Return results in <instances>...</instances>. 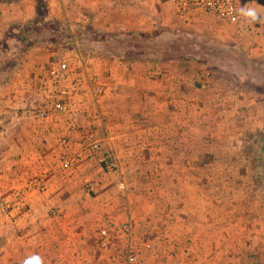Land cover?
<instances>
[{
  "label": "crops",
  "instance_id": "obj_1",
  "mask_svg": "<svg viewBox=\"0 0 264 264\" xmlns=\"http://www.w3.org/2000/svg\"><path fill=\"white\" fill-rule=\"evenodd\" d=\"M238 1L231 35L251 69L220 81L201 70L202 84L172 0H0V264H111L99 242L111 228L121 241L125 226L144 264H264V205L249 202L241 154L264 130V0ZM197 14L208 13L185 15ZM57 57L73 67L68 111H53L45 81ZM209 115L211 130L192 139ZM161 162L157 179L147 168Z\"/></svg>",
  "mask_w": 264,
  "mask_h": 264
},
{
  "label": "rangeland",
  "instance_id": "obj_2",
  "mask_svg": "<svg viewBox=\"0 0 264 264\" xmlns=\"http://www.w3.org/2000/svg\"><path fill=\"white\" fill-rule=\"evenodd\" d=\"M208 15L209 14L207 15L197 14L195 15V17L193 15H183L182 16L183 18H186L184 23L187 26L186 48H187L188 60H189L188 74H189L190 79L192 80L193 79L195 80L198 77L197 79H199L202 84H203V81L199 78V76L201 75V70L203 71V76L205 78L210 76L206 74V71L208 70V71H211L215 79L220 81L227 76L230 70L234 72L235 69L240 70V71H244V70L246 71V70L251 69L249 66H247V63L244 58V53L246 52L242 49V47H239V45L236 44L235 46V44H233V36L231 34L232 32H234L233 29L235 28V25L228 24L222 20H219L216 17H213L211 15L208 16ZM193 59H195L197 63H195V61H190ZM190 63L193 64L192 67L190 66ZM207 84L208 83L205 82L206 86H203L202 89H197V91L198 92L200 91L204 97H208L210 99L212 97V94H214L216 91L213 90L212 88H209ZM240 90H243V88H240L237 91H240ZM206 105L208 107H212V103L211 105L209 103L203 104V107L207 108ZM213 117L214 116L211 117V115L205 117L204 121L206 123L204 125V128H202V131L200 132L199 131L195 132L193 130V132L191 133L193 136L192 139H195L196 136L205 134L207 132V129H209L208 131L211 130L210 125L212 124V122H208V121L210 120L213 121ZM257 120L258 119H254V121L252 122L253 126L260 124V120H259V123L256 124ZM200 123L202 124V122ZM209 135L210 134L207 133V136ZM251 138H252V141L245 146L244 151L243 149L241 150V154H243L244 152L245 156H248L250 160V164H249V170L251 171L250 172V176H251L250 187L252 191L250 195L251 200H249V202L252 205L260 204V207H261L264 205V173H263L264 171L262 172V163H263L262 158H264L263 156L264 154H263V148H262L263 145H261L259 141H261L262 144H264V130L263 129L261 130L260 128L258 130H253ZM207 144L209 143H205V145ZM211 147H212L211 145H209V147H204L203 154L205 153L206 155H210L211 153H214V148H211ZM162 154L165 155V153H161V155ZM187 155L190 158L192 157L191 164L188 165V171L191 172V176H194L195 164L193 161L194 160L193 155H195V147L189 146ZM166 165L167 164L161 162V163L154 164L153 167L148 165L147 169L148 171H150L154 168V172L157 174V179H159L158 178L159 176H162L163 173L167 172L166 167H165ZM213 165L214 164L210 163V164H206L205 166H207L208 167L207 170L210 171L213 168ZM236 165H237L236 162L230 163V164L219 162V166L221 170H224V171H226L227 168H229L230 170H233V168ZM110 166L112 167L113 170L116 169V166H113V164H110ZM180 166L181 165L172 164L171 168L175 170L177 173H179L180 171L179 169H181ZM238 170L239 168L236 167V171ZM35 177H33V179ZM141 184H143V186H146L147 184L154 185V182L153 180L150 179L147 182L142 181ZM161 185H162V182H161ZM163 186H165L164 183H163ZM5 212L7 211L0 210V216H2ZM262 217L264 218L263 215H261V218ZM122 227L120 229H122ZM110 231L112 233V236L110 234L109 236L112 237V241L114 240L117 243H113L112 241H110L111 238L108 237L109 238L108 247L103 246L101 241L99 242V245L101 249L105 248L107 252H109L108 254H110L113 250H115L113 251L114 256L108 257L113 254L112 252L110 255H107V258L109 260L108 262H110L111 264H116V262H118V259L122 257L123 252L125 250L126 241L124 238H126V236H123L125 235V231L123 230H122L123 232L122 231L117 232L121 238V241H119L118 237H117L118 239L114 238V233L117 231V228L113 230L111 228ZM130 231L132 232V228ZM131 232H130V235L132 234ZM144 246L145 247L142 251L145 250L146 252H143L142 254L146 256L148 255L150 250L146 244ZM133 247H135V244H133ZM136 247H137V251H140L142 249V246L138 247L137 245ZM191 253H194V252L192 251L189 252L190 256H191ZM192 258L193 256L187 257L185 255L184 256L181 255L176 258H173V260L171 261L169 260V262L170 264H195L194 259ZM167 260L168 259H164L163 264H168Z\"/></svg>",
  "mask_w": 264,
  "mask_h": 264
},
{
  "label": "built area",
  "instance_id": "obj_3",
  "mask_svg": "<svg viewBox=\"0 0 264 264\" xmlns=\"http://www.w3.org/2000/svg\"><path fill=\"white\" fill-rule=\"evenodd\" d=\"M175 8V12L178 15L189 14L193 11H202L208 14H212L219 20H222L231 25L240 26L244 22V16L238 0H172ZM68 60H62L59 57L50 61L46 70L45 81L48 82L53 90L54 105L53 111H68L70 108L69 99L71 95V89L68 85V76L71 73L73 67ZM96 94L104 92V87L98 85L94 89ZM48 112H41V116L47 115ZM40 189L47 187V182L44 176H36L33 180ZM2 210H4L2 208ZM123 230L126 232V247L122 257L118 260L117 264H144L143 259L137 251L136 247H133V243L130 239V229L125 226ZM103 246L108 247L109 238L108 235L101 239Z\"/></svg>",
  "mask_w": 264,
  "mask_h": 264
},
{
  "label": "flooded vegetation",
  "instance_id": "obj_4",
  "mask_svg": "<svg viewBox=\"0 0 264 264\" xmlns=\"http://www.w3.org/2000/svg\"><path fill=\"white\" fill-rule=\"evenodd\" d=\"M262 148H264V144H263V147ZM263 154H264V150H263ZM264 156V155H263ZM263 159V163H262V172L264 171V158H262ZM262 161V160H261ZM264 173V172H263Z\"/></svg>",
  "mask_w": 264,
  "mask_h": 264
},
{
  "label": "water",
  "instance_id": "obj_5",
  "mask_svg": "<svg viewBox=\"0 0 264 264\" xmlns=\"http://www.w3.org/2000/svg\"><path fill=\"white\" fill-rule=\"evenodd\" d=\"M263 150H264V148H263Z\"/></svg>",
  "mask_w": 264,
  "mask_h": 264
}]
</instances>
